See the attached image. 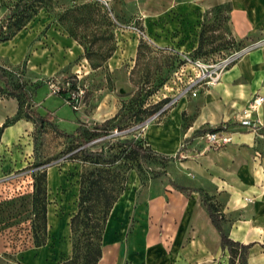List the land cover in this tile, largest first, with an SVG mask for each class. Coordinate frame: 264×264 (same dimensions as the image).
<instances>
[{
    "label": "rangeland",
    "instance_id": "1",
    "mask_svg": "<svg viewBox=\"0 0 264 264\" xmlns=\"http://www.w3.org/2000/svg\"><path fill=\"white\" fill-rule=\"evenodd\" d=\"M13 1L0 0V17ZM223 1L44 0L0 42V64L34 91L21 112L27 105L54 118L41 126L21 118L0 135V264H57L69 257L70 218L80 174L89 167L82 150L111 153L131 138L171 157L116 162L126 170L125 188L108 214L97 264H240L238 254L231 263L220 246L202 199L232 238L252 242L247 264H264V118L257 112L264 99L253 105L264 96L251 94L238 113L222 120L232 122L231 140L215 143L196 129L217 124L197 121L204 93L220 79L164 108L195 73L187 58L213 61L264 42L256 35L232 41L228 20L218 23L214 11L206 13ZM202 25L211 26L206 33L215 41L199 53ZM50 80L75 85V106L51 91ZM16 110L17 99L0 94V125ZM248 117L258 125L238 124ZM105 120L85 143L74 133L79 121L93 129ZM249 132L247 140L233 137ZM43 169L47 223L44 235L37 231L43 239L37 245L32 194L34 176Z\"/></svg>",
    "mask_w": 264,
    "mask_h": 264
},
{
    "label": "trees",
    "instance_id": "2",
    "mask_svg": "<svg viewBox=\"0 0 264 264\" xmlns=\"http://www.w3.org/2000/svg\"><path fill=\"white\" fill-rule=\"evenodd\" d=\"M44 0H14L7 11L0 17V42L10 39L19 31L39 10ZM232 9L230 1H223L213 5L207 12H215L218 23L229 19V12ZM226 11V15L222 12ZM228 28V26H226ZM211 26L201 27L198 34V44L195 50L201 53L206 44L215 41L214 35L206 32ZM231 40L234 38L232 35ZM224 44L219 42L211 48H219ZM60 89L56 93L63 98H69L72 92H77L75 85H63L60 83ZM0 94L11 96L17 99V110L14 114L5 117L0 125V135L4 128L12 125L21 118L31 120L36 126L43 125L45 122H51L54 118L50 111L41 114L36 108L29 109L26 105L21 112L24 102L33 97V89L22 80L16 72L7 69L0 64ZM107 120L97 124L93 129L85 127L83 122L79 121L74 131L82 142H87L89 138L96 135L99 128H104ZM221 123L215 127H205L196 129V132L204 133L208 130H219ZM63 132V129H59ZM127 147H120L117 151L109 153L103 150H90L84 147L82 150L83 158L88 161L89 167L80 174L79 194L77 209L70 218V230L72 233V248L69 257L63 259L57 264H97L102 256V238L105 229L108 214L125 188L126 170L122 169L116 162L123 160H136L146 157L150 154L161 155L164 158H170L156 152L150 147L142 145L135 139H126ZM32 194V212L34 226V240L37 245L43 243V239L37 234L40 231L44 235L47 223V201H46V173L43 169L34 176ZM178 190L185 192L186 187L175 186ZM202 205L205 208L211 223L214 225L220 235V246L226 248L229 253V260L233 263V257L238 254L240 264H247V253L252 242L244 243L232 238L224 228L221 215L202 199Z\"/></svg>",
    "mask_w": 264,
    "mask_h": 264
},
{
    "label": "crops",
    "instance_id": "3",
    "mask_svg": "<svg viewBox=\"0 0 264 264\" xmlns=\"http://www.w3.org/2000/svg\"><path fill=\"white\" fill-rule=\"evenodd\" d=\"M226 1L232 5L228 26L235 39L251 35H256V39L264 38V0ZM253 93L264 96V42L245 52L222 74L220 81L206 90L198 124L217 123L210 126L215 127L225 122L222 120L238 113ZM257 112L264 118V103ZM21 121L19 119L15 124ZM250 134L236 133L233 137L243 141L251 138Z\"/></svg>",
    "mask_w": 264,
    "mask_h": 264
},
{
    "label": "built area",
    "instance_id": "4",
    "mask_svg": "<svg viewBox=\"0 0 264 264\" xmlns=\"http://www.w3.org/2000/svg\"><path fill=\"white\" fill-rule=\"evenodd\" d=\"M259 43L260 41H255L244 48L230 52L225 56L213 61H206L200 58H195V59L187 58V63L191 65V68L195 71V73L191 74L187 82L180 89L179 93L173 98H171L170 101H168L165 104L164 108H167L168 106L174 104L179 97L186 96L187 94L196 95L199 87L203 86L204 84L217 82L221 78L222 74L236 60H238L245 52L259 45ZM49 87L51 88V91L56 93L60 89L59 81L53 82L50 80ZM68 99L69 102L73 106H75L74 103L76 102V99L74 98V92L70 94ZM262 99L264 98L262 97L255 98L253 100L254 101L253 105L260 103ZM231 123L232 122L230 121L229 122L225 121L221 123V128L219 130H213V131L208 130L205 131L203 134L209 141L213 143L221 142V141H229L231 140V136L229 135L228 131ZM238 124L241 125L242 127H247L250 129L258 125L257 121L249 117L243 118L241 121L238 122Z\"/></svg>",
    "mask_w": 264,
    "mask_h": 264
},
{
    "label": "water",
    "instance_id": "5",
    "mask_svg": "<svg viewBox=\"0 0 264 264\" xmlns=\"http://www.w3.org/2000/svg\"><path fill=\"white\" fill-rule=\"evenodd\" d=\"M125 91H126V88L124 86H120L119 87V92L122 93V92H125Z\"/></svg>",
    "mask_w": 264,
    "mask_h": 264
}]
</instances>
